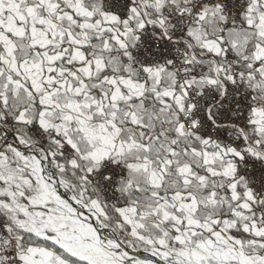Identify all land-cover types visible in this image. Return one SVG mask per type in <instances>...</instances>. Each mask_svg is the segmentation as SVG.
Wrapping results in <instances>:
<instances>
[{"label": "snow or ice", "instance_id": "6c2138e0", "mask_svg": "<svg viewBox=\"0 0 264 264\" xmlns=\"http://www.w3.org/2000/svg\"><path fill=\"white\" fill-rule=\"evenodd\" d=\"M0 264H264V0H0Z\"/></svg>", "mask_w": 264, "mask_h": 264}]
</instances>
